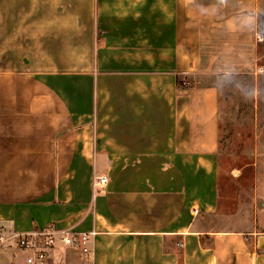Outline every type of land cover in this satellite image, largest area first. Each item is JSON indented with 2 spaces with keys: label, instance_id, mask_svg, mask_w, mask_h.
<instances>
[{
  "label": "crops",
  "instance_id": "crops-1",
  "mask_svg": "<svg viewBox=\"0 0 264 264\" xmlns=\"http://www.w3.org/2000/svg\"><path fill=\"white\" fill-rule=\"evenodd\" d=\"M73 2L91 61L32 77L51 106L0 101V229L89 235L88 258L58 243L50 264H264V228L220 225L217 93L192 80L237 72L264 0Z\"/></svg>",
  "mask_w": 264,
  "mask_h": 264
},
{
  "label": "rangeland",
  "instance_id": "rangeland-1",
  "mask_svg": "<svg viewBox=\"0 0 264 264\" xmlns=\"http://www.w3.org/2000/svg\"><path fill=\"white\" fill-rule=\"evenodd\" d=\"M73 0H0V101L19 97L49 99L37 73L74 71L91 61L90 40L82 12ZM85 17H91L90 11ZM256 42L237 52V72L219 66L211 75L195 76L200 86L216 88L220 225L235 222L264 228V19ZM224 61V60H222ZM225 65V64H224ZM180 88L189 82L178 77ZM4 103V102H3ZM43 106L48 113L50 106ZM36 113L41 107L36 105ZM21 109V107H20ZM37 124V123H36ZM259 191L256 195V186Z\"/></svg>",
  "mask_w": 264,
  "mask_h": 264
},
{
  "label": "built area",
  "instance_id": "built-area-1",
  "mask_svg": "<svg viewBox=\"0 0 264 264\" xmlns=\"http://www.w3.org/2000/svg\"><path fill=\"white\" fill-rule=\"evenodd\" d=\"M106 181V177H95L93 187H103ZM88 241L89 235L86 233L56 229L53 225L28 233L0 229V249H16L24 253V264H50L52 252L58 243L88 258L91 255Z\"/></svg>",
  "mask_w": 264,
  "mask_h": 264
}]
</instances>
